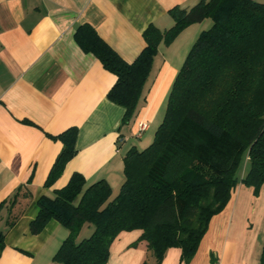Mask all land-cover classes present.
<instances>
[{"label": "trees", "instance_id": "obj_1", "mask_svg": "<svg viewBox=\"0 0 264 264\" xmlns=\"http://www.w3.org/2000/svg\"><path fill=\"white\" fill-rule=\"evenodd\" d=\"M168 15L172 26L159 30L149 25L142 33L144 46L130 63L89 24L74 32L81 51L115 77L106 99L124 110L121 123L127 124L158 47L169 46L189 26L210 21L177 71L151 143L125 153L117 195L112 196L105 180L88 184L74 172L63 187L37 200V214L29 223L31 235L50 221L67 231L52 257L56 264H107L113 241L136 230L141 233L137 242L146 243L154 260L142 264H160L170 248L180 249V263L189 264L211 218L225 208L235 186L252 188L256 197L264 184V3L196 0L190 8H171ZM77 134L76 127L57 135L45 133L61 143L45 188L53 186L75 156ZM243 164L247 171L237 178ZM31 179L32 173L27 184ZM19 189L0 203V212L11 211ZM86 225L92 226V233L77 241ZM3 249L0 231V254ZM258 264H264V240Z\"/></svg>", "mask_w": 264, "mask_h": 264}, {"label": "crops", "instance_id": "obj_2", "mask_svg": "<svg viewBox=\"0 0 264 264\" xmlns=\"http://www.w3.org/2000/svg\"><path fill=\"white\" fill-rule=\"evenodd\" d=\"M195 3L0 0V203L20 188L11 211L0 212V231L4 233L0 264H56L52 257L67 231L50 221L39 234L31 235L29 223L37 214V200L63 187L72 173L82 174L88 184L105 180L112 196L117 195L125 153L151 143L177 71L210 21L191 25L169 46L158 47L134 117L127 124L121 123L124 110L106 99L115 77L94 56L81 51L73 39L77 27L92 26L130 63L142 50V33L149 25L169 29L168 11ZM140 122L147 129L137 137ZM70 127L78 129L76 154L47 189L44 182L61 143L45 133L57 135ZM140 234L137 230L119 234L110 246L107 264L153 263L146 243L137 242ZM263 240L264 184L255 197L252 188L238 183L225 208L211 218L189 264H258ZM180 254V249L170 248L160 264H182Z\"/></svg>", "mask_w": 264, "mask_h": 264}, {"label": "rangeland", "instance_id": "obj_3", "mask_svg": "<svg viewBox=\"0 0 264 264\" xmlns=\"http://www.w3.org/2000/svg\"><path fill=\"white\" fill-rule=\"evenodd\" d=\"M246 171H247V165L246 164H243L240 167V169L237 171L236 177L237 178H240L242 175H244V173H246ZM92 230H93L92 226H90V225L89 226L88 225L84 226L82 228V230H81L78 238H77V241H81L83 239L88 238L90 236V234L92 233ZM261 247H262V244H261ZM150 261H153V257L150 258Z\"/></svg>", "mask_w": 264, "mask_h": 264}, {"label": "built area", "instance_id": "obj_4", "mask_svg": "<svg viewBox=\"0 0 264 264\" xmlns=\"http://www.w3.org/2000/svg\"><path fill=\"white\" fill-rule=\"evenodd\" d=\"M146 129H147V125H146V123H143V122L138 123V131H137L136 136H137V137H140L141 133H142L143 131H145Z\"/></svg>", "mask_w": 264, "mask_h": 264}]
</instances>
